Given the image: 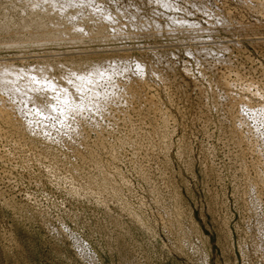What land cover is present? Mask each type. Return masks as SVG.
<instances>
[{
	"label": "rangeland",
	"instance_id": "rangeland-1",
	"mask_svg": "<svg viewBox=\"0 0 264 264\" xmlns=\"http://www.w3.org/2000/svg\"><path fill=\"white\" fill-rule=\"evenodd\" d=\"M29 1L0 0V67L109 95L0 93V264H264V0Z\"/></svg>",
	"mask_w": 264,
	"mask_h": 264
},
{
	"label": "bare ground",
	"instance_id": "bare-ground-1",
	"mask_svg": "<svg viewBox=\"0 0 264 264\" xmlns=\"http://www.w3.org/2000/svg\"><path fill=\"white\" fill-rule=\"evenodd\" d=\"M32 1V0H30ZM29 1V2H30ZM41 1L48 2V0H34L32 2H37L38 5L41 3ZM57 1V0H56ZM63 1V0H61ZM67 1V0H66ZM40 2V3H39ZM76 2V1H75ZM80 2V1H79ZM28 3V2H27ZM36 3V4H37ZM21 4V3H20ZM32 5V3H30ZM33 4V5H34ZM46 5V3H43ZM48 4V3H47ZM50 4V2H49ZM65 4V3H64ZM71 4V3H70ZM78 4V3H77ZM91 4V3H89ZM30 5V6H31ZM31 6V8L33 7ZM58 5V4H56ZM79 5V4H78ZM86 5V4H85ZM93 5V4H91ZM14 6V5H13ZM52 6V5H51ZM94 6V5H93ZM152 6V5H151ZM28 7V6H27ZM36 7V6H35ZM34 7V8H35ZM38 7V6H37ZM36 7V8H37ZM48 7V6H47ZM72 7V6H71ZM33 8V9H34ZM42 8V7H41ZM45 8V7H44ZM53 8V7H52ZM43 9V8H42ZM99 9V8H98ZM119 9V8H118ZM179 9V8H178ZM47 10V8H46ZM65 10V9H64ZM69 10V9H68ZM92 10V9H91ZM95 10V9H94ZM108 10V9H106ZM110 10V9H109ZM131 10V9H130ZM194 10V9H193ZM39 11V10H38ZM66 11V10H65ZM47 12V11H46ZM54 12V11H53ZM63 12V11H62ZM71 12V11H70ZM96 12V10H95ZM101 12V11H98ZM103 12V11H102ZM115 12V11H114ZM113 12V13H114ZM170 12V11H169ZM42 13V12H40ZM50 12H48L49 14ZM58 13V11H57ZM90 13L91 12H87ZM110 13V12H109ZM183 13V12H182ZM30 14V13H29ZM44 14V13H43ZM66 14V13H65ZM54 15V14H53ZM52 15V16H53ZM60 15V12H59ZM63 15V14H62ZM105 15V14H104ZM103 15V16H104ZM107 15V14H106ZM110 15V14H109ZM175 15V14H174ZM70 16V15H69ZM47 17V16H46ZM57 18V16L55 15ZM74 17V16H73ZM95 17V16H94ZM111 17V16H109ZM114 17V16H113ZM54 18V17H53ZM52 18V19H53ZM72 18V16H70ZM76 18V17H75ZM99 18H106L104 17H99ZM98 18V19H99ZM130 18V17H129ZM173 18V17H172ZM61 19V18H60ZM67 19V18H66ZM82 19V18H81ZM86 19V18H84ZM115 19V18H114ZM171 19V16H170ZM80 20V19H79ZM78 20V21H79ZM90 20V19H89ZM101 20V19H100ZM173 20V19H172ZM186 20V19H185ZM40 21V20H39ZM74 21V20H73ZM84 21V20H83ZM88 21V20H87ZM103 21V20H102ZM106 21V19L104 20ZM115 21V20H114ZM179 21V20H178ZM187 21V20H186ZM1 22V21H0ZM25 22V21H24ZM61 22V21H60ZM59 22V23H60ZM94 22V21H93ZM92 22V24H93ZM97 22V21H96ZM132 22V21H131ZM147 22V21H146ZM80 23V21H79ZM83 23V22H82ZM112 23V22H111ZM115 23V22H114ZM179 23V22H178ZM188 23V21H187ZM54 24V23H53ZM73 24V23H72ZM108 24V23H107ZM15 25V24H14ZM29 25V24H28ZM62 25V24H61ZM105 25V24H104ZM119 25V24H118ZM154 25V24H153ZM23 26V25H22ZM21 26V27H22ZM45 26V25H44ZM56 26V25H55ZM65 26V25H64ZM121 26V25H120ZM155 26H157L155 24ZM29 27V26H28ZM89 27V26H88ZM115 27V26H114ZM117 27V26H116ZM122 27V26H121ZM124 27V26H123ZM135 27V26H134ZM194 28V26H191ZM190 27V28H191ZM60 28V27H59ZM72 28V27H71ZM81 28V27H80ZM93 28V27H92ZM159 28V26H158ZM161 28V27H160ZM168 28V27H167ZM172 28V27H171ZM192 32L195 31V29ZM222 28V27H221ZM31 29V28H30ZM47 29V28H46ZM66 29V28H65ZM70 29V28H69ZM117 29V28H116ZM245 29V28H244ZM16 30V29H15ZM24 30V27H23ZM61 30V29H60ZM68 30V29H67ZM85 30V29H84ZM106 30V29H105ZM114 30V29H113ZM160 30V29H158ZM175 30V29H174ZM222 30V29H221ZM225 30V29H224ZM58 31V30H57ZM72 31V29H71ZM99 31V30H98ZM162 31V30H161ZM171 31V29H170ZM169 31V32H170ZM53 32V31H52ZM64 32V31H62ZM66 32V31H65ZM64 32V33H65ZM70 31H68L69 33ZM73 32V31H72ZM78 32V31H76ZM84 32V31H83ZM86 32V31H85ZM103 32V31H101ZM107 32V31H105ZM109 32V31H108ZM123 32V31H122ZM178 32V31H177ZM211 32V31H210ZM35 33V32H34ZM67 33V34H68ZM97 33V31H96ZM152 33V32H151ZM181 33V32H180ZM195 33V32H194ZM204 33V32H203ZM54 34V33H53ZM93 34V33H92ZM100 34V33H99ZM119 34V33H118ZM133 34V33H132ZM169 34V33H168ZM174 34V33H173ZM189 34V33H188ZM198 34V33H197ZM215 34V33H214ZM58 35V34H57ZM71 35V34H70ZM78 35V34H77ZM84 35V34H82ZM156 35V33H155ZM193 35V34H192ZM195 35V34H194ZM258 35V34H257ZM143 36V35H142ZM152 36V35H151ZM187 36V35H186ZM190 36V35H189ZM53 37V36H52ZM68 37V36H67ZM72 37V36H71ZM75 37V36H74ZM83 37V36H81ZM80 37V38H81ZM127 37V36H126ZM177 37V36H176ZM78 38V37H76ZM75 38V39H76ZM96 38V37H95ZM83 39V38H82ZM88 39V38H87ZM99 39V38H98ZM97 39V40H98ZM104 39V38H103ZM107 39V38H106ZM110 39V38H109ZM177 39V38H176ZM192 39V38H190ZM18 40V39H17ZM27 40V39H26ZM25 40V41H26ZM39 40V39H38ZM57 40V39H56ZM85 40V39H83ZM90 41V40H89ZM100 41V40H99ZM123 41V40H122ZM129 41V40H128ZM188 41V40H187ZM198 41V40H197ZM70 42V41H69ZM74 42V41H72ZM124 42V41H123ZM262 42V41H261ZM80 43V42H79ZM97 43V42H96ZM100 43V42H99ZM186 43V42H185ZM196 43V42H195ZM15 44V43H13ZM18 44V43H17ZM198 44V43H197ZM2 45V44H1ZM5 46V45H4ZM189 46V45H188ZM225 46V45H224ZM217 47V46H216ZM260 47V46H259ZM219 48V47H218ZM189 49V48H188ZM196 50V49H195ZM201 50V49H200ZM151 53V52H150ZM195 53V52H194ZM164 54V53H163ZM195 55V54H194ZM216 57V56H215ZM87 58V57H86ZM198 58V57H197ZM225 58V57H224ZM160 59V58H159ZM210 59V58H209ZM42 61V60H41ZM49 61V60H48ZM73 62V61H72ZM114 62V61H113ZM8 63V62H7ZM6 63V64H7ZM87 63V62H86ZM3 65V63H1ZM39 65V64H37ZM44 65V64H43ZM54 65V64H53ZM114 65V64H113ZM154 65V64H153ZM28 66V65H27ZM50 66V64H49ZM91 66V65H90ZM89 66V67H90ZM94 66V65H92ZM97 66V65H96ZM91 67V68H86L84 71L79 70H67L68 75L63 76L62 75V80L56 77L55 75H51L49 73V69L40 68V69H35V70H27V69H20L16 68L15 66L11 65H5L4 67H0V93H2L4 96L6 95L7 97L10 98V96H13L15 100L21 99L24 100L25 103H30L33 102L36 107H39L40 109L44 108L42 105L38 106V103H41L38 101V98L43 95H50V98L52 97L54 101H57V107L56 104H52V101L47 102L48 104L50 103L51 105H48L50 109L52 108V112L55 113L57 112L58 114H61L62 118H67L71 113H77V112H82L85 111L89 107H101L102 103L108 98V93L104 92L101 89H98L99 86V81L104 80L105 77H107L109 74L107 73V70H103L102 67ZM105 66V65H103ZM110 66V65H109ZM116 66V65H115ZM214 66V65H213ZM22 67V66H21ZM30 67V66H29ZM46 67V66H45ZM51 67V66H50ZM60 67V66H59ZM67 67V66H66ZM145 67V66H143ZM151 67V66H150ZM154 67V66H153ZM152 67V68H153ZM32 68V67H31ZM34 68V67H33ZM32 68V69H33ZM78 68V67H77ZM84 68V67H83ZM234 68V67H233ZM30 69V68H29ZM67 69V68H66ZM71 69V68H70ZM108 69V68H107ZM129 69V68H128ZM144 69V68H143ZM147 69V67H146ZM215 69V68H214ZM53 70V69H52ZM59 70V69H58ZM115 70V69H114ZM66 71V72H67ZM144 71V70H143ZM157 71V70H156ZM160 71V70H159ZM53 72V71H50ZM109 72V71H108ZM111 72V71H110ZM54 73V72H53ZM143 74V73H142ZM215 73H213L214 75ZM140 75V74H139ZM219 75V74H218ZM151 76V75H150ZM162 76V75H160ZM166 76V75H165ZM164 77V76H163ZM219 81V80H218ZM247 81V80H246ZM109 82V81H108ZM245 82V81H244ZM262 85V84H261ZM264 85V84H263ZM200 86V85H199ZM127 90V86L125 88ZM263 89V87H262ZM126 90H124V94L127 95ZM202 92V91H201ZM77 93L83 94L80 96V100H77V96L79 95ZM110 95L113 98L115 95L114 92H111ZM231 95V94H230ZM45 97V96H44ZM115 97V96H114ZM205 97V96H204ZM8 98V99H9ZM13 98V99H14ZM43 98V97H42ZM110 98V97H109ZM176 99V98H175ZM48 100V99H47ZM46 101V100H45ZM49 101V100H48ZM80 101V102H79ZM258 101V100H257ZM185 102V101H184ZM12 103V102H10ZM222 103V102H221ZM5 100L3 96H0V119L6 122H10L11 120L13 121L12 117V112L13 110V105L11 106L10 104ZM14 104V102H13ZM42 104V103H41ZM203 104V103H202ZM259 105V104H258ZM202 106V105H201ZM235 106V105H234ZM19 107V106H18ZM223 107V106H222ZM228 107V106H227ZM255 107V106H254ZM30 108V107H29ZM33 108V107H32ZM58 108V109H57ZM27 109V108H26ZM242 109V108H241ZM21 110V109H20ZM39 110V109H38ZM240 110V109H239ZM36 111V110H35ZM16 112V111H15ZM19 112V111H18ZM34 112V111H33ZM41 114V113H40ZM15 115V114H14ZM42 115H51V111L49 108H45L44 114ZM56 115V116H57ZM73 115V114H71ZM207 115V114H206ZM55 116V115H53ZM52 117V116H51ZM75 117V116H74ZM245 117V116H244ZM264 117V116H263ZM23 118V117H22ZM77 118V117H76ZM15 119V117H14ZM28 119V118H27ZM55 119V118H54ZM226 119V118H225ZM63 122V119H61ZM229 120V119H228ZM14 123V122H13ZM10 124H12L10 122ZM228 127V126H227ZM6 128V127H5ZM225 128V127H224ZM232 128V127H231ZM46 130V129H45ZM246 130V129H245ZM174 131V130H173ZM158 134V133H157ZM227 134V133H226ZM241 135V134H240ZM161 141V140H160ZM155 142V141H154ZM113 143V142H112ZM255 148V147H254ZM249 149V148H248ZM162 150V149H161ZM249 153V152H248ZM119 155V154H118ZM42 159V158H41ZM240 159V158H239ZM41 163V162H40ZM116 166V165H115ZM264 166V165H263ZM100 168V167H99ZM81 170V169H80ZM55 175V174H54ZM98 175V174H97ZM78 177V176H77ZM43 178V177H42ZM115 180V179H114ZM253 180V179H252ZM112 181V180H111ZM98 182V181H97ZM42 184V183H41ZM101 184V183H100ZM99 184V185H100ZM121 186V185H120ZM248 187V186H247ZM197 250V249H196ZM91 257V256H90Z\"/></svg>",
	"mask_w": 264,
	"mask_h": 264
}]
</instances>
